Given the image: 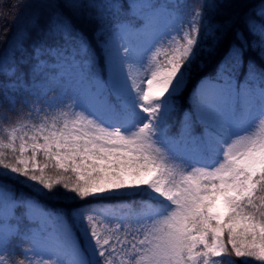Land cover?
<instances>
[{
	"label": "snow or ice",
	"instance_id": "6c2138e0",
	"mask_svg": "<svg viewBox=\"0 0 264 264\" xmlns=\"http://www.w3.org/2000/svg\"><path fill=\"white\" fill-rule=\"evenodd\" d=\"M177 7L43 0L0 55V264H264V0Z\"/></svg>",
	"mask_w": 264,
	"mask_h": 264
},
{
	"label": "trees",
	"instance_id": "16d2710c",
	"mask_svg": "<svg viewBox=\"0 0 264 264\" xmlns=\"http://www.w3.org/2000/svg\"><path fill=\"white\" fill-rule=\"evenodd\" d=\"M172 5H178L175 9L176 15L181 11L197 9L202 0H167ZM252 5H258L260 0H249ZM43 0H0V37L7 30V41L0 43V55H3L9 46L12 38L22 29H24L34 13L43 11ZM14 5H17L14 7ZM7 125H0V138L7 135ZM230 260H236L232 257H225L223 264H229Z\"/></svg>",
	"mask_w": 264,
	"mask_h": 264
}]
</instances>
